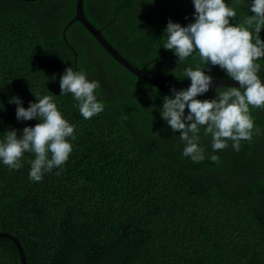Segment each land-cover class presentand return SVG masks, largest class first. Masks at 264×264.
<instances>
[{
	"label": "trees",
	"instance_id": "16d2710c",
	"mask_svg": "<svg viewBox=\"0 0 264 264\" xmlns=\"http://www.w3.org/2000/svg\"><path fill=\"white\" fill-rule=\"evenodd\" d=\"M75 2L0 0V139L38 122L15 118L12 101L28 107L32 93L55 94L76 126L68 160L39 182L28 178L31 153L20 169L0 163V233L18 239L26 264H264V107L250 108L260 134L242 140L239 151L229 140L216 162L201 128L206 158L193 162L159 115L170 92L136 78L69 23ZM147 2L83 0V13L132 65L164 83L182 81L198 55L176 63L162 36L169 18L190 22L191 0ZM252 14L242 3L236 22ZM258 62L264 78V58ZM69 66L100 82L104 111L84 119L70 93L59 95V75ZM211 75L228 78L219 66ZM0 264H20L4 238Z\"/></svg>",
	"mask_w": 264,
	"mask_h": 264
},
{
	"label": "clouds",
	"instance_id": "9594fccd",
	"mask_svg": "<svg viewBox=\"0 0 264 264\" xmlns=\"http://www.w3.org/2000/svg\"><path fill=\"white\" fill-rule=\"evenodd\" d=\"M245 2L248 12L253 14L237 23V8ZM191 3L194 12L189 23L182 25L168 19L162 46L177 57L176 63H183L194 52L199 62L184 69L183 77L190 80L189 86L180 89L173 86L170 95L163 96L159 115L172 132H179L184 142L182 154L193 162L206 158L205 148L200 145L203 128L211 138L213 154L208 158L216 162L217 150L225 149L229 140L232 148L239 151L242 140L251 141L261 131L255 126L250 108L264 107V83L258 75L262 68L258 61L264 58V40L260 36L264 28V0H191ZM215 66L239 85L227 86L215 91L212 98L201 99L211 89L214 79L211 69ZM51 79L55 80L56 74ZM59 87V95H72L84 119L104 111L105 104L96 91L100 82L89 80L83 70L66 67L59 75ZM32 94L35 101H29L28 107H24L19 97L12 101L16 105L15 118L17 122H38L22 129H7L0 139V163L9 169H20L24 154L31 153L34 158L29 161L28 178L39 182L44 173L59 169L68 160L76 126L59 109L55 94Z\"/></svg>",
	"mask_w": 264,
	"mask_h": 264
},
{
	"label": "water",
	"instance_id": "95a60500",
	"mask_svg": "<svg viewBox=\"0 0 264 264\" xmlns=\"http://www.w3.org/2000/svg\"><path fill=\"white\" fill-rule=\"evenodd\" d=\"M22 1H37V0H22ZM77 22L79 23L98 43V45L121 67H123L126 71L134 75L136 78L144 81L149 84L159 92H170L171 87H175L177 89L186 88L190 84V80H182L173 83H164L161 82L150 75H148L144 68H139L132 65L128 62L113 46L109 44V42L103 36L101 30L97 29L93 26L84 16L83 13V0H76L75 2V10L74 16L69 23ZM69 25V24H68ZM65 30V29H64ZM262 83H264V78H261ZM239 82L232 80L231 78H214L212 82L211 89L214 88H226L227 86H238ZM0 238L8 239L13 244L17 251L20 264H26V259L24 255L23 248L19 243L18 239L13 235L7 232H1Z\"/></svg>",
	"mask_w": 264,
	"mask_h": 264
}]
</instances>
